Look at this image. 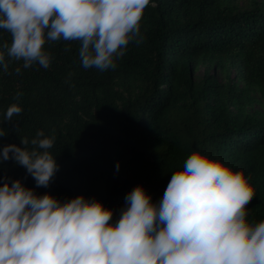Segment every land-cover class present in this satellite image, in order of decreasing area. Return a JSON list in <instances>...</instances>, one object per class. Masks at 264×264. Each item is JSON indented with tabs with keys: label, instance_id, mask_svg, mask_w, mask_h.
I'll return each instance as SVG.
<instances>
[{
	"label": "trees",
	"instance_id": "trees-1",
	"mask_svg": "<svg viewBox=\"0 0 264 264\" xmlns=\"http://www.w3.org/2000/svg\"><path fill=\"white\" fill-rule=\"evenodd\" d=\"M233 2L150 0L142 41L104 71L85 69L79 42L64 40L46 42L47 69L0 65V151L23 138L31 148L42 130L55 136L49 151L59 165L49 186L37 187L23 166L0 160V186L8 177L62 202L94 198L115 223L133 188L142 185L158 204L172 174L201 151L244 172L254 188L247 219L264 221V116L252 112L256 96L264 100V6ZM5 41L11 36L0 29ZM210 68L221 69L223 81ZM14 103L22 112L6 121Z\"/></svg>",
	"mask_w": 264,
	"mask_h": 264
},
{
	"label": "clouds",
	"instance_id": "clouds-1",
	"mask_svg": "<svg viewBox=\"0 0 264 264\" xmlns=\"http://www.w3.org/2000/svg\"><path fill=\"white\" fill-rule=\"evenodd\" d=\"M150 0H0V65L23 61L47 69L46 42H79L85 69L115 68L128 44L140 43L141 20ZM68 50L67 48L65 49ZM20 68H16V73ZM71 75V73L69 74ZM22 93H17V97ZM22 112L8 107L5 120ZM6 132L0 130V137ZM22 146L8 144L0 160H14L48 187L59 165L49 149L55 136L41 130ZM119 170V162L116 165ZM253 185L244 172L193 151L154 204L142 185L125 196L120 218L83 195L60 201L37 195L20 179L0 186V264H264V221L247 219Z\"/></svg>",
	"mask_w": 264,
	"mask_h": 264
},
{
	"label": "rangeland",
	"instance_id": "rangeland-1",
	"mask_svg": "<svg viewBox=\"0 0 264 264\" xmlns=\"http://www.w3.org/2000/svg\"><path fill=\"white\" fill-rule=\"evenodd\" d=\"M256 1L264 6V0H256ZM247 2L248 0H234L233 3L236 4L238 7H242ZM204 71H205V67H201L199 71H197L196 76L198 78L201 77L204 74ZM209 73L212 74L214 77H217L219 81H223V79L225 78V73L219 68H217L216 70L214 68H210ZM230 77L234 78L233 72H231ZM256 100L257 103L252 107V112H256L264 116V100L259 95L256 96Z\"/></svg>",
	"mask_w": 264,
	"mask_h": 264
}]
</instances>
